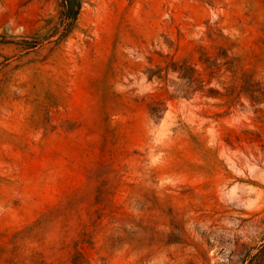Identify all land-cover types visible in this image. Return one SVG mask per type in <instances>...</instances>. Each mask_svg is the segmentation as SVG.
I'll return each instance as SVG.
<instances>
[{
    "label": "rangeland",
    "instance_id": "obj_1",
    "mask_svg": "<svg viewBox=\"0 0 264 264\" xmlns=\"http://www.w3.org/2000/svg\"><path fill=\"white\" fill-rule=\"evenodd\" d=\"M0 264H264V0H0Z\"/></svg>",
    "mask_w": 264,
    "mask_h": 264
}]
</instances>
